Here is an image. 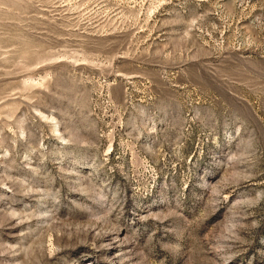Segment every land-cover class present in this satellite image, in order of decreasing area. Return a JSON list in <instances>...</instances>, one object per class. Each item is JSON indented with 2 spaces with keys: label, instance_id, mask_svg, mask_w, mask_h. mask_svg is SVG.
<instances>
[{
  "label": "rangeland",
  "instance_id": "obj_1",
  "mask_svg": "<svg viewBox=\"0 0 264 264\" xmlns=\"http://www.w3.org/2000/svg\"><path fill=\"white\" fill-rule=\"evenodd\" d=\"M0 264H264V0H0Z\"/></svg>",
  "mask_w": 264,
  "mask_h": 264
}]
</instances>
